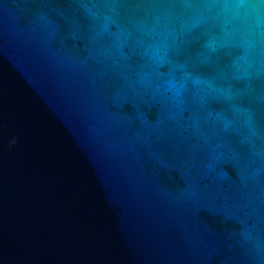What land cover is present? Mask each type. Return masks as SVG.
Wrapping results in <instances>:
<instances>
[{
	"label": "water",
	"instance_id": "95a60500",
	"mask_svg": "<svg viewBox=\"0 0 264 264\" xmlns=\"http://www.w3.org/2000/svg\"><path fill=\"white\" fill-rule=\"evenodd\" d=\"M0 264H264V0H0Z\"/></svg>",
	"mask_w": 264,
	"mask_h": 264
}]
</instances>
